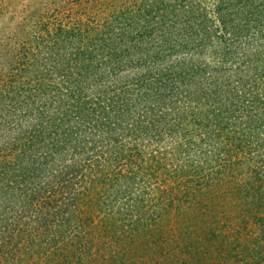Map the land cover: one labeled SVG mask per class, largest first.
Listing matches in <instances>:
<instances>
[{
  "label": "rangeland",
  "instance_id": "obj_1",
  "mask_svg": "<svg viewBox=\"0 0 264 264\" xmlns=\"http://www.w3.org/2000/svg\"><path fill=\"white\" fill-rule=\"evenodd\" d=\"M264 264V0H0V264Z\"/></svg>",
  "mask_w": 264,
  "mask_h": 264
},
{
  "label": "trees",
  "instance_id": "obj_2",
  "mask_svg": "<svg viewBox=\"0 0 264 264\" xmlns=\"http://www.w3.org/2000/svg\"><path fill=\"white\" fill-rule=\"evenodd\" d=\"M253 264H256V260L253 261Z\"/></svg>",
  "mask_w": 264,
  "mask_h": 264
}]
</instances>
